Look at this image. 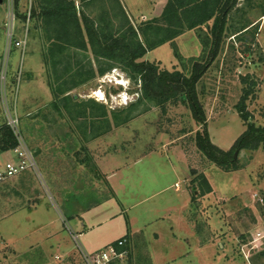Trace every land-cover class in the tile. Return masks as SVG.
Here are the masks:
<instances>
[{"label":"rangeland","instance_id":"1","mask_svg":"<svg viewBox=\"0 0 264 264\" xmlns=\"http://www.w3.org/2000/svg\"><path fill=\"white\" fill-rule=\"evenodd\" d=\"M34 1L0 0V128L15 111L37 165L0 184V264H84L78 245L93 253L89 247L103 249L104 242L127 240L132 231L133 250L155 264H264L263 145L238 150L236 170L225 173L198 151L202 125L184 97L161 110L142 98L138 78L89 50L68 52L70 59L55 61V68L45 63ZM74 2L78 18L84 15L95 27L110 18L114 26L123 23L118 3L134 28L150 21L139 17L148 0ZM156 3L159 12L162 0ZM213 23L184 32L136 63L187 78L196 64L205 66L195 87L203 125L209 141L233 157L246 125L264 128V0H237L216 57L201 58L197 37L212 44ZM11 32L13 40L26 34L24 49L8 46ZM71 85L60 98L69 95L74 103L54 99L53 90ZM245 92L246 122L236 109ZM13 159L0 153V169ZM192 170L213 189L196 203ZM158 214L162 220L155 221ZM80 222L82 231L75 226ZM66 226L79 235L77 244ZM243 248L250 250L249 262Z\"/></svg>","mask_w":264,"mask_h":264},{"label":"trees","instance_id":"2","mask_svg":"<svg viewBox=\"0 0 264 264\" xmlns=\"http://www.w3.org/2000/svg\"><path fill=\"white\" fill-rule=\"evenodd\" d=\"M236 2L237 0H168L159 17L134 28L125 17L120 3L118 7L120 13L123 14V23L121 21V23L118 22L119 25L114 26L110 18L105 23L106 25L95 27L94 21L84 15L81 14V18H78L74 0H35L32 19L35 25H39L36 29L41 32L42 38L44 36L43 40L47 46L44 54L45 63H51L54 67L55 61L62 62L66 56L70 59L68 52L72 50H89L97 60L111 61L121 66L133 77L138 78L141 82L142 98L154 102L161 110L165 109V104L169 101L172 100L175 105L179 96L184 97L197 124L202 125V131L196 136L198 151L218 169L230 173L236 170L237 163L230 152L220 150L209 141L206 125H203L205 119L197 103L195 87L206 69L205 66L200 68L196 64L193 73L187 78L178 71L173 73L158 71L156 65L148 62L136 63V60L144 57L149 51L172 42L186 31L200 29L211 20L214 22L211 28L212 44L208 37L199 35L197 38L202 45L201 58L208 54L211 55V59H214L226 17L234 9ZM81 23L85 28H82ZM244 30L245 28L239 30L238 33ZM213 44L216 45L215 50ZM211 45L213 46L210 47ZM51 84L52 89L63 87V83L58 86ZM73 88L74 85H71L65 86L60 91L53 90L54 99L74 103L73 97L69 95L60 98L71 92ZM248 95V92H245L236 106L244 122L248 117L245 106ZM52 107L58 111L55 102ZM260 144L264 147V128L255 130L252 125H246V131L235 142L234 148L235 151L256 149ZM14 147V137L4 125L0 128V153H7ZM191 173L193 177L191 181L192 203H194L198 197L210 194L212 188L203 173L195 174L194 170ZM260 257L264 258V252L260 254Z\"/></svg>","mask_w":264,"mask_h":264},{"label":"built area","instance_id":"3","mask_svg":"<svg viewBox=\"0 0 264 264\" xmlns=\"http://www.w3.org/2000/svg\"><path fill=\"white\" fill-rule=\"evenodd\" d=\"M30 18L27 19L29 21ZM12 33H10L8 46H13L17 50H22L26 45V34L22 39L13 40ZM5 126L11 131L15 147L9 151L13 154V160H7L0 169V184L16 177L25 171H36L37 165L33 152L27 146L20 129V120L15 111L9 110L5 118ZM177 190V188H176ZM74 242L78 241L77 235L73 236ZM126 239H118L114 243L108 244L100 251L93 253H86L78 246L81 258L84 264H118L121 260L127 258ZM247 247V246H246ZM241 255L246 262H249L251 257L250 250L245 251L244 248L240 249Z\"/></svg>","mask_w":264,"mask_h":264},{"label":"crops","instance_id":"4","mask_svg":"<svg viewBox=\"0 0 264 264\" xmlns=\"http://www.w3.org/2000/svg\"><path fill=\"white\" fill-rule=\"evenodd\" d=\"M167 1L168 0H162V8H161V10L159 11V12H157L156 11V9H157V3H156V0H148V2L147 3H144L143 4V6H142V9L140 10L141 11V13H140V16L139 17H141V18H144L145 20H152V19H154V18H157V17H159L160 15H161V13H162V11H163V9H164V7H165V5L167 4ZM127 11V10H126ZM157 13V14H156ZM127 14H128V12H127ZM138 17V18H139ZM182 36V35H181ZM180 36V37H181ZM180 37H178V38H180ZM177 38V39H178ZM200 44V43H199ZM2 48V38L0 37V49ZM6 154V153H5ZM141 160L140 159H137L136 161H134V163H133V165H135V164H137V163H139ZM114 174V173H113ZM110 175H108V176H106V180H107V182H108V184H109V181H110ZM206 177V176H205ZM110 185V184H109ZM111 186V185H110ZM211 186V185H210ZM212 188V187H211ZM113 190H114V188H112ZM213 190V189H212ZM55 194H56V192H55ZM189 208H192L191 206L189 207ZM158 216H160V217H158L155 221H157V220H162V216L160 215V214H158ZM63 222H65V221H63ZM66 223V222H65ZM65 223H64V226H65ZM191 225H192V221H191ZM78 229H79V231H82L83 230V227H84V225L80 222L78 225H75ZM66 228L68 229V232L70 231L72 234H74V235H77L78 237H79V235L76 233V232H74L72 229H69L68 228V226H66ZM78 231V230H77ZM70 232H69V234H70ZM141 232V231H140ZM134 231H132V233L130 234V235H128L126 238H127V245H126V250H127V258H125V259H123V260H121L118 264H141L142 262L144 263V264H151V263H153V264H155L154 263V261L152 260V258L150 257V256H147L146 258H143V257H141V256H139L137 253H136V251L135 250H133V247H134V244H135V242H134V238H133V236H134ZM155 237H156V239L158 238V234L157 233H155V235H154ZM49 237V236H48ZM124 237V236H123ZM133 238V239H132ZM79 241V240H78ZM156 241H158V240H156ZM115 242V240H111V241H107V242H104L101 246H103V248H105L108 244H111V243H114ZM217 244L219 245V247L220 248H224V245H223V243H221V242H217ZM79 246V245H78ZM91 250H94V251H92V252H97V251H100V250H102V249H96L95 247H89ZM237 249H238V247H237ZM238 252H239V249H238ZM174 261H175V259H174ZM142 263V264H143ZM157 264V263H156ZM159 264V263H158Z\"/></svg>","mask_w":264,"mask_h":264},{"label":"water","instance_id":"5","mask_svg":"<svg viewBox=\"0 0 264 264\" xmlns=\"http://www.w3.org/2000/svg\"><path fill=\"white\" fill-rule=\"evenodd\" d=\"M237 154H238V151H235L233 155V160H236Z\"/></svg>","mask_w":264,"mask_h":264}]
</instances>
